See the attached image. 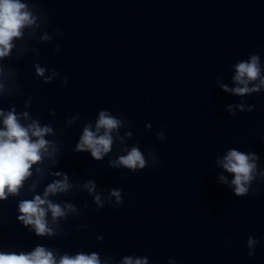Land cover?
<instances>
[{
  "label": "water",
  "instance_id": "95a60500",
  "mask_svg": "<svg viewBox=\"0 0 264 264\" xmlns=\"http://www.w3.org/2000/svg\"><path fill=\"white\" fill-rule=\"evenodd\" d=\"M39 6L51 18L49 33H63L38 46L39 62L69 82L60 87L37 80L31 53L6 61L19 71L22 91L5 98L3 107L14 104L19 111L31 95L32 114L56 128L79 113L81 121L60 138L57 170L73 181L94 179L98 189H121L124 202L97 212L91 197L76 193L72 202L87 201L89 211L64 224L67 235L38 240L17 222L18 201L10 198L0 209L4 248L41 244L117 259L135 253L152 264L169 258L176 264H264V182L253 183L256 195L237 198L218 183L223 170L215 164L237 148L259 154L264 168V93L245 98L255 104L253 112L230 116L226 106L239 98L216 83L219 78L231 86L230 65L252 53L264 64V0H41ZM102 109L132 122L129 146L153 150L158 168L113 170L108 157L96 162L90 153L73 152L83 123ZM156 131L166 139L158 140ZM82 223L87 230L77 231ZM249 236L260 241L252 259Z\"/></svg>",
  "mask_w": 264,
  "mask_h": 264
},
{
  "label": "clouds",
  "instance_id": "9594fccd",
  "mask_svg": "<svg viewBox=\"0 0 264 264\" xmlns=\"http://www.w3.org/2000/svg\"><path fill=\"white\" fill-rule=\"evenodd\" d=\"M41 0H0V209L9 199L17 203V222L38 240L53 239L67 235L64 229L69 219L82 217L89 211V204L72 202L76 193H86L91 197L95 211L110 206L113 210L122 207L124 193L118 188L98 189L94 179L83 182L73 181L70 176L57 170L60 165L63 144L61 137L68 128L81 121L79 113L68 117L63 128L52 123H42L32 114L34 97L27 96L22 109L16 105L3 107L7 97L21 94L19 71L6 61L22 60L28 54L34 58V76L45 85L59 81V86H67L69 79L56 68H46L39 62V45L51 44L62 39L63 33L56 29L49 33L50 16L39 6ZM35 45V46H34ZM61 51L56 44L54 53ZM233 72L231 86L217 78L216 83L224 93L239 98V103H230L226 112L230 116L237 113H250L255 104H249L246 97L264 93V64L261 56L252 53L247 59L231 64ZM55 118V110L49 112ZM132 122L110 110L97 112L94 120L83 123L78 141L73 148L77 154L90 153L96 162L108 157L107 167L113 170H126L129 173L141 172L147 168H158L160 159L151 150L142 151L139 144L129 146L133 139ZM145 130L151 132L152 125ZM158 140L166 139L163 131H156ZM117 148L115 158H112ZM215 164L223 170L218 183L226 186L235 197L256 195L254 182H264V168L260 167L261 157L253 151L229 148ZM226 173V175H225ZM231 177V179H229ZM125 177L121 176V179ZM45 181H48L45 183ZM43 186V187H42ZM6 221L0 215V229ZM87 224H80L77 231L87 230ZM104 240L96 237L97 244ZM260 241L249 236L246 241L247 256L252 259ZM0 264H152L148 256L125 255L117 259L115 254H101L99 251L80 249L75 253L61 251L55 247L36 244L30 250L5 249L0 239ZM167 264H176L169 258Z\"/></svg>",
  "mask_w": 264,
  "mask_h": 264
}]
</instances>
